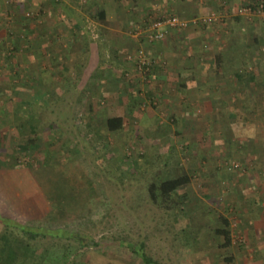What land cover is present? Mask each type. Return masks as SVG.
I'll use <instances>...</instances> for the list:
<instances>
[{
    "label": "rangeland",
    "instance_id": "374dc122",
    "mask_svg": "<svg viewBox=\"0 0 264 264\" xmlns=\"http://www.w3.org/2000/svg\"><path fill=\"white\" fill-rule=\"evenodd\" d=\"M237 2L204 0L203 10L187 15L198 16H182L211 18L196 23L201 29L193 37L203 47L195 49L187 36L190 24L169 30L178 40L169 55L158 41L145 43L154 18L179 15L162 0H0V160L12 165L0 172V207L20 216L18 207L29 208L17 204L19 186L55 180L66 185L69 225L89 243L82 258L90 264H146L122 241L145 242L160 264H264V10L244 11L247 0ZM93 5L106 7L111 18L120 15L119 36L109 34L107 47L93 34L100 27L89 13ZM157 6L161 12L154 14ZM57 23L76 32L48 38L49 48L38 53L37 28ZM140 49L153 62L147 80L128 58ZM230 51L255 83L217 68L215 56ZM169 60L192 67L165 69ZM210 65L224 82L197 81L196 75L212 74ZM183 76L195 78L188 90L177 83ZM40 89L47 101L33 102L30 113L25 100ZM17 113L55 123L41 134V147L19 148ZM116 115L125 117V127L110 133L106 120ZM49 170L55 177L48 179ZM182 174L192 177L185 202L181 191L179 205H155L149 184ZM221 216L231 222L227 246L218 232Z\"/></svg>",
    "mask_w": 264,
    "mask_h": 264
},
{
    "label": "trees",
    "instance_id": "16d2710c",
    "mask_svg": "<svg viewBox=\"0 0 264 264\" xmlns=\"http://www.w3.org/2000/svg\"><path fill=\"white\" fill-rule=\"evenodd\" d=\"M246 3L251 11L264 10L263 0L261 6L259 0H247ZM89 13L93 20L107 23V12L99 5L91 6ZM231 51L215 56L217 68L224 73L230 70L237 81L242 84L246 82L255 83L256 75L253 72L246 73L241 70L238 63L235 62L236 55ZM226 66L229 67L228 70ZM39 91L25 100L30 113L34 112L31 107L33 102L45 103L47 101V95L43 89ZM12 124L17 129L18 145L22 150L31 148V145H34L35 148L41 147L37 144L41 139V134L55 125L49 118L42 117L38 119L36 116L31 117L30 115L29 117L21 113L15 115ZM105 126L110 133H117L124 129L125 117L122 115L109 116ZM11 167L12 165L7 160H0V172L4 173V168ZM47 168L49 167L47 166ZM47 176L49 179L55 177V174L49 170ZM191 181L190 174H182L160 182H151L148 186L150 199L155 205L165 209L172 208L176 204L179 205L176 196L179 197L180 192L183 191L180 198H184L185 202L186 189ZM28 185L29 189L21 185L18 188L16 185L15 188H21L22 191L18 193L17 189L15 193L20 194L19 197H17L18 194L16 195L17 204L24 203L29 211L25 213L23 210L26 208L18 207V212L21 215L14 216L0 207V264H90L82 258L84 248L90 246L89 243L78 230H73L69 225L72 203L66 194L68 193L64 188L66 185L64 184L61 187L57 181L53 180L51 182L49 180L40 187L36 178L35 180H29ZM6 186L7 184H5ZM69 187L73 191L72 194L70 193L71 196L74 195L78 198L79 196L74 189H77V187L71 184ZM27 202L29 204H26ZM40 217H46V221H40V223L32 221L42 219ZM221 223L218 232L225 240L223 245L227 246L232 243L231 222L228 218L221 216ZM94 243V245L97 244V242ZM121 243L133 253L139 255L146 264H160L147 253L145 242L125 244L122 241Z\"/></svg>",
    "mask_w": 264,
    "mask_h": 264
},
{
    "label": "crops",
    "instance_id": "0c3cea01",
    "mask_svg": "<svg viewBox=\"0 0 264 264\" xmlns=\"http://www.w3.org/2000/svg\"><path fill=\"white\" fill-rule=\"evenodd\" d=\"M229 1H233V0H229ZM237 1H239V0H234L235 3H238ZM240 1H242V0H240ZM162 2H163V6H165L164 8L167 9V12H171V11L172 12H175L176 11V13L178 12L179 15H181V17L182 16H185V17H195V16H198V15H194V16H187V15H189L191 12L198 13V11L200 9L201 10L204 9V6L202 5V4H204L203 3L204 0H162ZM103 8L107 12V23L104 24L102 21H97V23L100 25V27L102 26L103 28H100L99 27L98 30H97V32H94L93 31L94 32L93 34H96V36H98L99 39H102V41H101L102 45H104L105 47H107V46L110 45L108 42H112V40L108 39L109 38V34H113V35H118L119 36V33H118L119 32V29L117 27H118V24L120 23V18H119L120 15H119V13H117L115 11L116 18H111L108 9L106 7H103ZM155 10L156 11L153 10V13L154 14L155 13L157 14L158 12H161L160 6H157L155 8ZM192 14L193 13H191L190 15H192ZM51 19L53 20V16L52 15H51ZM191 24L192 25L188 28V31H186V33H188L187 36H189V38L191 39V41L194 42V44H196L195 49H197L199 47V45H198L199 43H201V46L200 47H203V44H202L203 43L202 42L203 40L201 41V37L194 38V37H196L199 34L198 31H199V29H201L200 25L198 24V27H197V24L196 23H191ZM60 25H61V23H57L55 25L56 26L55 28H53V27H47V28H44L43 27V28H40V29L37 28V32L35 34H39L40 33L41 42H42L40 46H39L38 43L36 44V48H37V52L38 53L39 52L40 53L43 52V54H44V52L47 50V47L49 48L50 43L48 41V38L50 40L55 39V41H56V38L58 36L66 35L67 34L66 32H69V34H72L73 32H76V30H73V32H70V30H67L66 31L65 28H62V26H60ZM113 26H114V28H113ZM73 27H76V26H73ZM172 29L170 30V32H172L174 30V29L173 30ZM25 31L26 32H28V31L30 32V30H28V29L25 30ZM31 32H32V30H31ZM169 34H168V36L166 38L158 41L160 45H158L157 47L160 48V49H163V48L165 49L166 48V52L169 55H171L172 52H173V50H174V49H172V47H177V44L176 43H178V40H177V37H173V35H174L173 33H172V36L171 37H169ZM42 35H45V36H48V37L46 38V37H43ZM50 36H53V37H50ZM57 41H58V39H57ZM155 42H157V41H155ZM145 43L152 44V43H148L146 41H145ZM27 45H31V42H28ZM69 48H70V46H69ZM52 49L54 50V44H52ZM85 49H87V48H85ZM41 56H42V54H41ZM169 61H170V64L168 63L166 67L164 66L165 69H167L168 65H170L171 70L177 71L178 73L188 72L187 69H189L190 67H192V66L189 67V65H187L186 60L181 61L180 64L174 63L172 60H169ZM75 64H76V62H74V65ZM214 65H215V63H214ZM164 67L162 65H160V64H157L155 66V68H161V69H164ZM155 68H154V70H155ZM209 70L212 71V74L207 73L206 76L199 74V75H196V77L195 76L194 77L197 79V81H200V82H203V83H209V82H211V83H217L218 84V83L224 82L223 80H224L225 77L224 78L223 77H220V76L218 77V75H214L213 74V72L215 71V67L214 66L210 65ZM159 72H160L159 78L165 79L166 78V75L163 74L162 70H160ZM183 77H184L185 81L184 80L183 81L178 80L177 83H179L182 86V90H186L187 87H188V86H186L187 83L193 82L195 78H193V77L190 78L191 76H183ZM227 78L230 79L229 76ZM230 82H233V80H227V83H230ZM216 88H217V86H216ZM195 100L199 101V99H197V95H195Z\"/></svg>",
    "mask_w": 264,
    "mask_h": 264
},
{
    "label": "built area",
    "instance_id": "2783aa9c",
    "mask_svg": "<svg viewBox=\"0 0 264 264\" xmlns=\"http://www.w3.org/2000/svg\"><path fill=\"white\" fill-rule=\"evenodd\" d=\"M243 10L251 11V8L246 7ZM210 20L211 18H204L203 20H188L177 14H162L157 16L150 22L148 28L145 30V39L147 40V42L153 43L155 41L164 39V37H166V35L168 34L169 30L172 28L186 29L190 26L191 23H198V21H203L204 23H207ZM138 33H141V31H138ZM128 58L134 62L137 71L140 73L141 77L147 80L149 78L153 62L148 58L146 52L143 49H140L136 53L129 55ZM238 166V164L234 163V167Z\"/></svg>",
    "mask_w": 264,
    "mask_h": 264
}]
</instances>
